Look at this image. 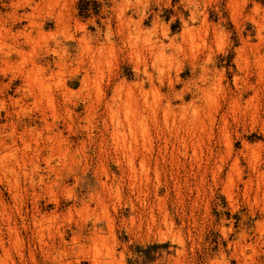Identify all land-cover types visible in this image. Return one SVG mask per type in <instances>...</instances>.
Instances as JSON below:
<instances>
[{"label":"rangeland","instance_id":"rangeland-1","mask_svg":"<svg viewBox=\"0 0 264 264\" xmlns=\"http://www.w3.org/2000/svg\"><path fill=\"white\" fill-rule=\"evenodd\" d=\"M263 64L264 0H0V158L5 157L2 163L0 160V264H91L93 253H100L99 264H264V194L255 190L253 165L242 154L244 144L255 149L261 157L256 168L264 172V85L257 82ZM204 66H209L218 80L210 87L219 102L215 111L205 104L206 99H200L194 86ZM239 76H247L253 84L250 96L253 92L259 94L262 113L254 122L235 118L228 110ZM136 86H143L141 90L151 102L158 94L161 101H170L175 107L184 104L188 112L193 109L191 103H196L211 134L209 138L212 136L197 149V158L191 147L188 156L184 155L183 143L175 136L168 152L160 154L165 131L160 114L158 127L150 124L156 148L150 161L153 167L160 164V183L140 188L128 174L120 173L116 160L124 156L116 155L110 141L100 146L99 140L106 103L116 100L121 117L127 111L125 103L131 93L133 108L142 106V93ZM129 87L133 88L130 94ZM133 94H137L136 99ZM209 113L215 118L212 127L206 118ZM44 116L64 132L63 140H68L65 144L70 143L72 149L67 158L56 153V158L52 156L57 171L50 169L45 155L31 161L36 153L27 151L18 138L29 123L31 127L37 124L35 128L41 129L43 139L57 132V128L49 131L44 126L40 121ZM224 119L233 140L229 159L223 155ZM13 131L16 136L8 137ZM181 134L190 141L191 137ZM84 140L86 145H82ZM27 141L35 146L33 140ZM10 153L16 160L8 157ZM221 155L226 160L224 168L215 175ZM58 157L64 159L63 165ZM236 157L243 180L253 181L247 194L236 174L234 186L227 187L229 166ZM7 163L16 170L4 178L3 165ZM103 181L108 188L119 186L120 198L110 195L107 189L105 192L99 185ZM136 191L141 198L137 199L140 194ZM91 195L106 199L110 206L107 215L115 220V231L105 233L101 237L104 240H98L94 248L88 243L79 253L72 250V231L64 214L73 202L82 208L81 201L89 200ZM157 199L169 218L164 228V221L159 226L166 232L165 239L155 232L149 236L145 225L138 230L139 218L147 217L150 209L163 220L164 213L155 206ZM91 209L95 218L105 217L95 203H91ZM56 212L60 225L67 224L66 254L57 251V237H43L38 231L40 219ZM133 216L134 226L130 222ZM92 221L88 220L89 229ZM113 244L117 255L111 260L107 250ZM242 244L251 246L246 248L247 256H242L237 247Z\"/></svg>","mask_w":264,"mask_h":264},{"label":"bare ground","instance_id":"bare-ground-1","mask_svg":"<svg viewBox=\"0 0 264 264\" xmlns=\"http://www.w3.org/2000/svg\"><path fill=\"white\" fill-rule=\"evenodd\" d=\"M257 76L259 77V80H257V82H259L260 85L261 84L264 85V64L259 67V71L257 73ZM216 83H218V80H215V75H213L212 70H211V68L209 66H204L202 68V72H201V74L199 76V82L198 83L197 82H194V86L197 88L199 94L201 95L200 99H203V100L206 99L207 103H205V104L206 105L208 104V107L211 108V110L213 109V111H215L214 110L215 107L219 108V105H218L219 102L216 101V98L210 92V87L216 85ZM235 84H236L237 92L232 96V98L230 100V103H229L228 110L231 112V114L235 118H242V119L247 118L248 120H250L252 122L256 121L258 118H260L261 113H262L261 112V108H260V104H259V94L257 92H253V96H250L251 94H249V92H250L251 89L254 88V86L250 82V79L247 76H243V77L242 76H239V77H236L235 78ZM99 86H98V92H99ZM136 87H137V89L141 90V88L143 86L142 87L141 86L140 87L139 86H136ZM131 88L132 87H129L127 89V90H129V94L132 91V90H130ZM94 89H95V87H94ZM100 90H101V88H100ZM139 90L137 91V94H138ZM141 93H142V100L140 99V97L138 99L141 100L140 103H142V106L143 107L141 106V107H138L137 108L136 105L138 104V100H136V103H137V104H135L136 108H133V106H132V102H133L132 93H131L130 96L128 95L129 97L126 96V97H128L127 100H126V103H125L126 106H127V108L125 107L124 109H127V111L126 112L123 111V115L124 116L121 114L123 117H121L119 115V113H118V110L120 108V105L117 103L116 100L113 99L114 101H112L110 103H106V105H107V107H106L107 114H106V116L104 115L103 117H101V127L99 126L101 128V131L99 130L100 131V138H99V140H101V145L100 146L105 145V144H107L110 141L111 146L113 147L114 152L116 153V155L119 153V154H122L124 156L125 159H123V156H122V159L125 160V163L123 162V160H120V157H119V160H116V158H115V160L117 162V165H119L120 173H122V176H123L124 173H126V175L128 174V178L130 177V179L133 180V183L134 184H138V187H139V185L140 186L141 185L142 186L143 185L148 186L150 183H153V182H154V184L155 183H158V184L160 183V179H161L160 178L161 177L160 176L161 173L159 172L161 170V169L159 170V168H161V167H159L160 164L158 162L157 164H159V165H157L154 162L156 165L154 164V167H153L152 164H151L152 161H150V156H152V153H153L154 149H156V148H154V143H153L152 137H151V130L150 129L152 127L150 128V124L152 122L153 126H157L158 125V120H159L158 117L160 116V114H162V118H163V123L161 122L162 123L161 126H163L164 129H165L164 132L161 130L162 133L164 134V140H163L164 141V145H162V147H160V149H158L159 152H160V154L164 153L163 155H165L168 152L169 146L172 143V137L175 136L174 137L175 140L179 141L181 144L183 143V148H184V150H183L184 153L183 154L184 155H187L188 154V148L191 147V149L193 150V154L197 158V149H201L202 144L204 145L205 140L206 139L208 140L209 134H210V132L207 129V124L205 123V120L204 119H201V115H200V113L198 111L199 105H196V103H193V102L191 103V104H193L192 105L193 106L192 107L193 109L188 112V109L189 108L188 107H185L184 104L179 105V103H178L179 106L175 107L176 105L174 106L170 101H165V102L164 101H161L159 99V97H157L159 95L156 94V92H155L156 96H153V99L154 100L152 102L149 101L150 98L148 99V94L146 92H144L143 90H141ZM137 94L136 95L133 94V95H135V98L134 99H136ZM153 94H154V92H153ZM139 96H141V95H139ZM197 96H199V95H197ZM246 97H248L247 100H246ZM50 99L47 98V100H49V101H50ZM243 100H246V102H245L246 105H242L241 102ZM122 102H124V101H122ZM51 103L52 102L49 103L50 106H53L52 105L53 103L52 104ZM119 103H121V102H119ZM121 107H123V106H121ZM176 108H178V111L175 110ZM217 108H216V110H218ZM207 111H208V109H207ZM120 112H122V111L120 110ZM188 113H189L190 117H188ZM104 114H105V112H104ZM206 118L209 120L210 126L212 127L213 126L212 123L215 122V118H213L212 117V114H210V113H209V115H207ZM53 120L56 121V117L53 116ZM40 121L44 124V126L46 125L45 126L46 128L48 127L47 128L48 130L49 129L52 130L54 128H57L54 125L55 122L54 123L53 122H49L48 123L47 117H45V116L42 117V120H40ZM50 123H53V124H50ZM29 124H27L25 126L23 133L19 134L18 138L20 139L21 143H24L25 149L27 151H30L32 149V150H34V153H36V156H34L31 161H33L34 159L35 160L36 159L38 160L41 156L43 157V155H45L44 157H46L45 158V161H46L47 165L50 166V169L52 171H57L58 165H53L51 163L52 156L56 153V154H59V157L63 156V158H67V154H69L70 151L72 150L70 147H68L70 145V143H68L69 144L68 146L65 144V143H67L68 140H65V141L63 140L64 139L63 136H65V135H63L64 132L62 133V131H59V129L57 128L58 131L57 132H53L52 133V136L45 135V136H47V139H43V134L41 132V129L39 131L38 130V127L35 128L37 124L35 125V127H31L32 125L29 126ZM44 126L42 125V127H44ZM68 129L71 130L72 128L70 127ZM139 129H140V131H139L140 132L139 133L140 135L138 134V130ZM161 129H163V128H161ZM69 130H68V132H69ZM228 130H229L228 121L226 119H224L223 120V123H222V127H221V133H222V138H223V144L222 145H224V147L226 148V154H223V155H225V156L227 155V158L229 159L232 156V152H233V143H232L233 140L231 139V136H230ZM158 131H155V132H158ZM181 133H185L189 137H191V139L189 138L190 141H187V139L185 138V136H182ZM153 134H155V133H153ZM138 135L141 136L140 137L141 139L138 138L139 137ZM15 136H16V133L14 131L8 134V137H11V138H14ZM67 137H68V135H67ZM211 137L212 136H210V138ZM27 138H28V140H33L35 142V144H34L35 146L34 147H32V144L29 141H27ZM210 138H209V140H210ZM139 140H141V141H139ZM154 140H156V139H154ZM98 142L100 143V141H98ZM64 144L68 148H66V149L63 148V145ZM71 144H72V141H71ZM73 144H75V143H73ZM178 144H177V146H178ZM82 145H86L85 140H84V143ZM156 145H157V143H156ZM173 145L174 144H172V147H173ZM79 146H80V144H79ZM159 146L157 148H159ZM103 147H105V146H103ZM107 148H109V147H107ZM172 149H174V148H172ZM108 150H110V149H108ZM45 151L47 152L46 153L47 156L45 154ZM104 151H106V150H104ZM170 153L172 155V152H170ZM157 154H158V152H157ZM242 154H243L244 157L248 156L249 157V161H248L249 164L253 165V173L257 177L256 178L257 179V182H256L257 189H255V190H257V192L263 191V194H264V172L261 171V170H259V169H257L258 167L256 166L257 162H259L258 160L261 158L259 156L260 154H258V152L255 149L251 148L247 144H244V150H243ZM179 155H181V153ZM223 155H221L220 158H219L220 159L219 160L220 165L218 164V166H217L218 167V173L216 174L215 173V169L213 170V172L215 173V175H219L222 172L223 168H224V164H225V161L226 160H225V156L223 157ZM55 156L56 155H54V157ZM159 156H161V155H159ZM8 157L16 160V156L13 153L8 154ZM35 157H37V158H35ZM59 157H58V159H59L58 160L59 161L58 163L60 164L61 162L64 161V159H62V158L60 159ZM4 158L5 157H1L0 158L1 163L3 161H5ZM162 159H164V158H162ZM175 159L176 158H174V160ZM193 160H194V158H193ZM165 161H166V159H165ZM178 162H179V159H178ZM16 163L18 164V162H16ZM67 163H68V160H67ZM69 163H70V161H69ZM97 163L99 164V161ZM200 163H201V161H200ZM103 164H102V167H103ZM239 164H240L239 163V159L236 157L235 160L233 161V163L231 164V166H229V168H230L229 169V173H227V176H228V179H227V181H228V184L227 185L228 186L227 187L232 188L231 186L232 185L234 186L233 174H236L237 175V178H238V182L241 183V184H243V187H244V190H245V194H247L246 192L248 190V186L253 187L252 186L253 181H252L251 178L249 179V181H244L243 180V174L244 173L240 169ZM124 166H126V167L124 168ZM215 166H213V167H215ZM249 167L252 169L251 166H249ZM100 168H101V166H100ZM35 169H38V166H35ZM15 170H16V167L14 165H11V163L4 164L3 165V172H2V174H4V175H2V176L4 177L6 175H8V176L10 175L9 177H11L15 173ZM104 170H106V169H104ZM99 173L100 172H98V174ZM152 176H154V177H152ZM249 177H251V176L249 175ZM4 178H7V177H4ZM215 178H217V177H215ZM225 178H227V177H225ZM219 179H220V177H219ZM66 180H67V178H66ZM99 180H101V179H99ZM115 180H117V179H115ZM119 180H121V179H119ZM128 182H130V181H128ZM221 182L224 183V181H221ZM118 183H120V182L118 181ZM100 184L102 185V188L104 189V191L107 189V191L110 193V195H118V193L120 194V192H119L120 190L118 188L119 186L115 189L111 185H110L111 187L108 188V185H107L106 182H104V183L101 182V183H99V185ZM128 186H130V185H128ZM132 187L134 188V186H132ZM156 187H158V186H156ZM225 187H226V184H225ZM230 188H228V191L231 193L229 195H232L233 193L229 190ZM237 188H238V186H237ZM225 190H226V188H225ZM133 191L135 192V190H133ZM139 191H141V190L139 189ZM229 192H227V193H229ZM136 193H137V191H136ZM105 194H107V193H105ZM137 194H140V197L137 196V199H139V198L142 197L140 192L137 193ZM155 194H154V197H155ZM102 195L104 196V193ZM97 196H98L97 198H94V196L91 195V196H89V200H82L81 203H80L82 205V208H78V206L74 205V202L72 201L74 206L72 205L71 208L67 209L68 212L67 213L65 212L66 215L64 214V217L66 219L65 221L68 224L67 227H68V229H70L72 231V237L70 238L71 245L73 246L72 247V250H77V251H79V253H82L83 252V250L85 249V247H86V245L88 243L89 244H92V245L93 244L96 245V243H97L98 240L103 239L101 237L105 233H107V232L114 233V231H115V220L113 218H111L112 216L111 217H108L109 215H107L108 214V207H110V206L107 205L108 203H106V201H105L106 199L102 198V196H99V195H97ZM156 197L158 198V196H156ZM107 198H109V197H107ZM118 198H120L119 195H118ZM54 202L57 204V201H54ZM91 203H95L96 204V207L97 208H100V210H102L101 212L104 213V216L105 217H103L102 219H99V218H95L92 214H90L91 213V210H92L91 209ZM155 203H156V205H155L156 208L158 206V208L163 212V209L160 208V201L157 199ZM161 203H162V200H161ZM133 205H134V203H133ZM93 206H94V204H93ZM132 209H133V207H132ZM150 210L151 211L147 215L145 214L147 217L144 218V217L139 216L141 218H139L140 220L138 222L139 223L138 230L139 229L141 230V228H143V226L145 225L146 226V229H147L148 235L149 234L151 235V234H153V232H155L156 234L158 233V235H160L162 238L164 237L163 239H165V233L166 232H163L162 228L159 227V226H160L161 222H163V221H164V223H162V225H161L162 227H163V224L167 225L166 223L169 222L168 221L169 218L166 219V217H167V213L166 212L167 211L164 209L166 212H163L164 215H161V217H163V220L161 219L162 220L161 221L160 220V217L158 218L155 215L156 213L154 212V209H150ZM60 211L62 212V210H60ZM93 211H95V210L93 209ZM61 212H59V215L61 214ZM49 214L50 215H45L43 217H42V215H40L42 218L39 221L40 224L38 223L39 229L38 228L37 229H38L39 233L43 237L45 235H49V236H52L53 235L54 237H57L58 242H59V244L57 243L59 245V247H58V245H56L58 247L57 248V251H59V252H61L63 254H66V249H67V247H66L67 246V242H66V240H67V237H66L67 236V231L64 229V227L67 224L65 226H63L65 223H63V225H60L62 223H59L60 222V219L58 221L59 216H58L57 212H56V214H53V215L51 213H49ZM74 214H76V215L78 214L77 215V216H79V219L78 220H75ZM89 219H92L93 220L91 222V226H90L91 228L90 229L88 228V220ZM135 220L136 219H134V216L131 217L130 222L132 221V223H131L132 226L135 225ZM169 224L171 225V222ZM35 226L37 227V225H35ZM73 226H75V228H76L75 231L72 230ZM165 229L168 230L167 227ZM87 230L89 231V233H87ZM41 235H39V236L42 237ZM114 236L117 237V235H114ZM106 237H109V236L107 235ZM110 237H112V236H110ZM52 239H53V237H52ZM70 241H68V242H70ZM54 242H57V241H54ZM178 243L179 244L180 243L182 244V239H179V242ZM239 244L240 243H238V245ZM249 244H247V245H249ZM94 245H93V248H94ZM115 245H117V244L115 243ZM247 245L246 244H244V245L242 244L241 246H237V247H240L241 248V252H240V250H239V252H240V254L242 253V256L246 254V248L247 247H251L250 246L251 244L249 246H247ZM90 248H91V246H90ZM107 251H108L107 256H109L111 260H112V258L114 260V258L117 255L116 246H114V244H113V246L110 249H108ZM96 252H98V250ZM93 254H94V257H91V258H93L92 259L93 261L92 260L90 261L91 264H99V260L97 259V254H100V253H97L96 255H95V253H93ZM245 256H247V255H245Z\"/></svg>","mask_w":264,"mask_h":264}]
</instances>
